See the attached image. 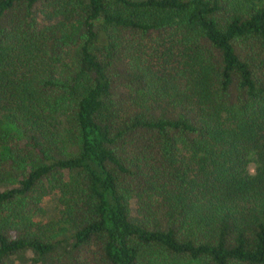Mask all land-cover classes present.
<instances>
[{"label":"trees","instance_id":"1","mask_svg":"<svg viewBox=\"0 0 264 264\" xmlns=\"http://www.w3.org/2000/svg\"><path fill=\"white\" fill-rule=\"evenodd\" d=\"M49 261L264 264V0H0V264Z\"/></svg>","mask_w":264,"mask_h":264},{"label":"rangeland","instance_id":"2","mask_svg":"<svg viewBox=\"0 0 264 264\" xmlns=\"http://www.w3.org/2000/svg\"><path fill=\"white\" fill-rule=\"evenodd\" d=\"M249 168H254V163H250ZM56 196H57V194L54 191H49V193L46 195V197L42 200V205H43L44 210L46 211V213L48 215L53 216L55 213L54 211L56 210L55 209L56 208V202H55ZM131 210H132V213L134 214L135 204L133 201L131 203ZM27 256L30 257L31 254L27 253ZM49 263L51 264L52 261H49Z\"/></svg>","mask_w":264,"mask_h":264},{"label":"clouds","instance_id":"3","mask_svg":"<svg viewBox=\"0 0 264 264\" xmlns=\"http://www.w3.org/2000/svg\"><path fill=\"white\" fill-rule=\"evenodd\" d=\"M249 173L250 174H255V168H249Z\"/></svg>","mask_w":264,"mask_h":264}]
</instances>
